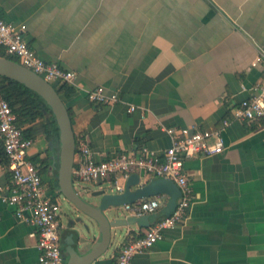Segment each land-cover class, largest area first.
<instances>
[{
    "label": "crops",
    "instance_id": "crops-1",
    "mask_svg": "<svg viewBox=\"0 0 264 264\" xmlns=\"http://www.w3.org/2000/svg\"><path fill=\"white\" fill-rule=\"evenodd\" d=\"M0 19L24 25L42 59L75 73L74 90L62 99L75 137H86L98 158L143 144L162 151L170 145L164 127L221 133L224 151L184 162L192 186L185 222L133 264H264V117L246 122L233 115L257 94L262 77L250 63L264 53V0H0ZM99 85L121 101L91 103L87 92ZM49 149L38 133L28 154L61 207L58 155ZM9 180L1 165L0 186ZM77 185L90 195L108 183ZM60 223L63 251L61 215ZM140 229L114 230L91 264H113L126 234ZM36 241L35 227L0 199V264H38Z\"/></svg>",
    "mask_w": 264,
    "mask_h": 264
},
{
    "label": "built area",
    "instance_id": "built-area-1",
    "mask_svg": "<svg viewBox=\"0 0 264 264\" xmlns=\"http://www.w3.org/2000/svg\"><path fill=\"white\" fill-rule=\"evenodd\" d=\"M25 26L15 25L0 19V50L21 65L41 75L51 84H72L75 73L60 67L55 62L42 59L27 43ZM250 67H259L262 72L257 84V94L242 100L233 109L235 119L252 122L264 117V53L252 59ZM87 99L97 105H114L121 101L117 91L96 86L87 92ZM135 107L129 105L127 110ZM16 116L2 94L0 82V141L7 158L3 166L10 172L9 184L0 186V199L14 208L18 221L32 225L36 231L38 264H65L60 239L61 207L58 200L49 195L42 182L39 167L28 154L33 138L25 137L16 125ZM228 121L224 120L223 125ZM170 137V145L162 151L147 145L98 158L86 137H75V157L72 177L76 184H101L111 191L121 193L129 176L138 174L141 179L165 177L176 183L181 191V200L173 213L139 231L127 233L114 256L113 264H133L136 254L149 250L164 238L165 232L182 225L192 203V186L184 169L186 159L209 156L224 151V139L219 131L196 127H164ZM104 188V187H103ZM165 194L137 199L125 204L122 209L132 216L156 213L166 202Z\"/></svg>",
    "mask_w": 264,
    "mask_h": 264
},
{
    "label": "water",
    "instance_id": "water-1",
    "mask_svg": "<svg viewBox=\"0 0 264 264\" xmlns=\"http://www.w3.org/2000/svg\"><path fill=\"white\" fill-rule=\"evenodd\" d=\"M0 77L23 83L37 92L55 117L59 130L58 193L74 207L65 224L68 234L63 249L65 264H91L108 248L114 230L119 232L133 224L147 227L173 213L181 200V191L174 181L161 176L142 181L138 174L133 173L125 182L123 192L116 193L104 187L90 193L96 198V203L85 200L76 190L72 177L75 134L70 113L54 85L6 56H0ZM158 194H165L167 200L156 213L132 216L122 212L123 205ZM95 232L97 237L92 243ZM82 248H88V251L81 254Z\"/></svg>",
    "mask_w": 264,
    "mask_h": 264
},
{
    "label": "trees",
    "instance_id": "trees-1",
    "mask_svg": "<svg viewBox=\"0 0 264 264\" xmlns=\"http://www.w3.org/2000/svg\"><path fill=\"white\" fill-rule=\"evenodd\" d=\"M0 56H5L2 50H0ZM0 82L2 83L3 97L15 114L16 125L22 129L24 136L34 138L36 134L43 133L49 143V153L58 155L59 130L51 108L46 101L23 83L3 77H0ZM54 87L61 98L74 90V87L67 83L54 85ZM32 160L37 162L38 159L36 157ZM6 163L7 158L0 141V166H4Z\"/></svg>",
    "mask_w": 264,
    "mask_h": 264
},
{
    "label": "rangeland",
    "instance_id": "rangeland-1",
    "mask_svg": "<svg viewBox=\"0 0 264 264\" xmlns=\"http://www.w3.org/2000/svg\"><path fill=\"white\" fill-rule=\"evenodd\" d=\"M75 187L77 188V189H79V186L76 184L75 185ZM83 195H82V197L85 199V200H87V201H89V202H96L97 200H96V198H94V197H92V196H90V195H86V194H84L83 192H81ZM62 196V195H61ZM63 197V196H62ZM122 212L124 213V214H127L125 211H123L122 210ZM71 213H72V206H71V204L66 200V199H63V201H62V203H61V218H62V222H63V224L65 225L66 224V219H67V217L69 216V215H71ZM87 219V221H89V219L88 218H86Z\"/></svg>",
    "mask_w": 264,
    "mask_h": 264
}]
</instances>
